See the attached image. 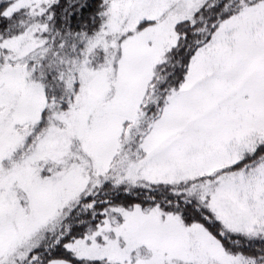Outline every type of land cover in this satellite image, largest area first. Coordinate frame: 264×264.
<instances>
[{
	"label": "snow or ice",
	"instance_id": "obj_1",
	"mask_svg": "<svg viewBox=\"0 0 264 264\" xmlns=\"http://www.w3.org/2000/svg\"><path fill=\"white\" fill-rule=\"evenodd\" d=\"M0 264H264V0H0Z\"/></svg>",
	"mask_w": 264,
	"mask_h": 264
}]
</instances>
